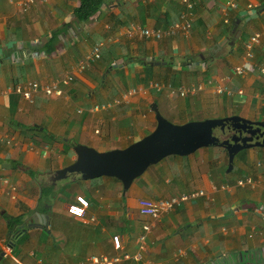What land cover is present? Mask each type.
Masks as SVG:
<instances>
[{"label":"crops","instance_id":"0c3cea01","mask_svg":"<svg viewBox=\"0 0 264 264\" xmlns=\"http://www.w3.org/2000/svg\"><path fill=\"white\" fill-rule=\"evenodd\" d=\"M193 1L190 36L156 40L139 38L130 30L174 24L184 9L181 0H104L86 22L75 11L81 0H0V264H69L94 254L134 253L145 223L152 226L146 264H264V147H251L235 157L232 172L222 168L223 153L218 157L206 150L201 160L189 156L187 162L173 155L150 166L126 192L120 180L108 176L87 180L84 189L53 180L58 169L75 161L78 143L106 151L126 147L154 130L152 102L176 123L194 120L201 109L216 114L203 118L239 114L264 120V73L258 69L264 67V37L253 48L251 61L258 68L245 74L235 71L248 60L246 42L264 28V0ZM231 1L237 8L226 7ZM97 43L104 44L100 61L80 71L78 61ZM147 71L149 83H160V89L138 92L113 109L88 110L129 88H148L149 83L139 82L147 79ZM195 71L206 74L197 83L183 84ZM67 74L74 80L62 84L60 95L37 91L29 100L16 91L18 84H51ZM193 86L186 96L179 94V89ZM219 87L232 94L219 92ZM177 96L185 100L179 103ZM223 174L234 180L253 176L260 185L239 187L236 179L225 190L217 180ZM71 176L77 183L79 174ZM10 184L17 190H9ZM50 186L52 192L47 191ZM196 188L204 189L205 196L159 219L140 212L142 198ZM77 194L90 200L88 224L67 211ZM37 212L49 215L47 227L26 224ZM5 213L24 221L12 246ZM114 234L122 237L120 250L113 245ZM119 264L141 263L133 259Z\"/></svg>","mask_w":264,"mask_h":264},{"label":"water","instance_id":"95a60500","mask_svg":"<svg viewBox=\"0 0 264 264\" xmlns=\"http://www.w3.org/2000/svg\"><path fill=\"white\" fill-rule=\"evenodd\" d=\"M78 21L75 17V22ZM235 39L236 37L233 38L232 44ZM221 46L218 45L216 50ZM142 59L155 62L154 57ZM150 109L155 113L157 120L154 130L123 148L100 151L83 143L76 144L74 149L77 158L54 173V182L73 173L79 174L84 180L108 176L119 179L126 192L133 181L143 175L151 165L170 155L185 156L202 147L221 146L228 152L227 172H230L240 151L251 147H264V120H253L233 114L175 123L161 113L157 102H152ZM227 122H230L233 130L232 137H218L214 133L215 128L224 130ZM5 165L10 167V164ZM48 221L49 215L37 212L26 220V224L47 227Z\"/></svg>","mask_w":264,"mask_h":264},{"label":"built area","instance_id":"2783aa9c","mask_svg":"<svg viewBox=\"0 0 264 264\" xmlns=\"http://www.w3.org/2000/svg\"><path fill=\"white\" fill-rule=\"evenodd\" d=\"M33 0H25L23 3H30ZM184 5V9L182 14L177 22L169 25L163 29H153L150 27L144 26H133L130 30V34H135L139 38H152V39H163L169 38L173 36H184L189 37L191 34L193 21L195 18V1L193 0H181ZM226 7L228 8H237L236 2H229ZM228 20V19H227ZM264 37V28L260 31L255 32L250 39L246 42V56L248 58L247 61L243 62L241 65L236 66L235 71L238 74H245L248 72H254L258 66L251 61L254 57V46L261 42V39ZM103 43H97L93 46L90 52L81 60L78 61L77 67L80 71H84L91 64L97 62L101 58V52L103 48ZM261 72H264V68H258ZM74 80L73 74L65 75L60 81H55L54 83L49 84H40L37 81H28L26 83H21L16 86V91L20 93L26 99L31 100L34 92L43 91L46 95L51 96L54 94H62L64 84H70ZM63 84V85H62ZM162 85L158 82H150L148 88L147 87H133L129 88L126 91L122 92L120 95L115 98L108 100L106 102L96 103L92 105L88 110L90 111H99V110H109L113 109L119 105L127 103L132 96L137 94L138 92H144L147 89L157 88L160 89ZM195 86L191 88H181L179 89V94L181 96H186L190 91H194ZM219 92H226L228 94H232L231 90H224L222 88H218ZM83 109H79V112H83ZM98 131V130H97ZM239 187H249L251 189H255L260 185V180L254 178L253 176H245L240 177L236 180L235 184ZM232 185L223 184L221 187L223 189H230ZM16 186H10L11 191H16ZM205 191L202 188H196L188 192H181L178 194L171 195L169 197H161L157 199L150 198H142L139 200L140 212L144 215H148L153 219H159L167 212L173 211L183 204L187 202H191L198 198L205 196ZM90 206L89 199L83 194H77L75 196V200L68 204L67 210L68 212L76 219L88 224L91 222V219L87 217L88 208ZM151 223H145L142 226V233L138 237V249L134 253L124 252L122 254H116L112 257H107L104 255H91L88 256L85 260H80L76 262H70L69 264H119L123 260H135L138 263L146 264V260H144V252L146 250V239L147 235L151 230ZM113 245L117 250L122 248V237L120 234H114L112 236ZM40 264H52V263H43Z\"/></svg>","mask_w":264,"mask_h":264},{"label":"rangeland","instance_id":"374dc122","mask_svg":"<svg viewBox=\"0 0 264 264\" xmlns=\"http://www.w3.org/2000/svg\"><path fill=\"white\" fill-rule=\"evenodd\" d=\"M221 53V51H219V52H217L216 54L217 55H219ZM197 59V61L198 60H204V58L203 59H200V58H196ZM206 59V58H205ZM209 60V59H208ZM100 60H98L97 62H95V64L96 63H98ZM206 61V60H205ZM208 64V63H207ZM197 68V67H196ZM197 69H202V66L201 65H199L198 66V68ZM206 73L205 72H198V71H195L193 74H191V75H189V81H186L185 83H183V84H192V83H197V80H199L198 79V77L200 76V77H203L204 75H205ZM112 78V77H111ZM111 78L110 79H108L109 81H111ZM119 81V80H118ZM120 82V81H119ZM155 98H157V96L155 97ZM175 99L177 100V102H181V101H183V100H185L184 98H181V97H175ZM210 110H200L199 111V113L200 114H196V115H194V116H192V118L194 119V120H198V119H203V117H202V115H216V114H214V113H211V112H209ZM91 118V117H90ZM170 121H172V122H174V120L173 119H171L170 118ZM176 123V122H175ZM216 135L218 136V137H220V138H222V135L220 134V132L218 131L217 133H216ZM249 148H247V149H244V150H242V151H240L237 155H236V160H238L241 156H242V154H244L247 150H248ZM208 151L209 150V152H211V154H215L216 156H218V157H223V155L221 154V153H223L224 154V156H225V161H224V163H223V167L222 168H224V170L226 171V169H227V167H228V152L226 151V149L225 148H223V147H221V146H208V147H202V148H199L198 150H196L195 152H193V153H191V154H189V155H185V156H181L182 158H184V161L185 162H187V158L189 157V156H195V157H197L199 160H201L202 159V157H203V152L204 151ZM227 154V155H226ZM215 156V157H216ZM171 157H174L173 155L172 156H167L166 157V160H168L169 158H171ZM165 159V158H164ZM155 165V164H154ZM152 166V165H151ZM227 166V167H226ZM236 168H237V163H236V166H235V170H236ZM234 170V171H235ZM233 171V170H232ZM231 171V172H232ZM70 177H66V178H64V179H61V180H59V184H72V185H70V188H72V189H74L75 187H80L81 189H84L85 188V184H86V182H87V180H84V179H82L81 177H78V179H77V183H75V182H73V181H71L70 179L72 178V176L71 175H69ZM80 176V175H79ZM242 176H247V175H240L239 177H242ZM222 177V176H221ZM238 177V178H239ZM237 179V178H236ZM235 179V180H236ZM217 180H220L218 183H219V186L221 185V184H224V183H226V184H230V185H232L234 182H235V180L232 178V177H230L229 175H226V174H223V178L221 179H217ZM233 180V181H232ZM48 181V180H47ZM58 183V182H57ZM45 192H43V196L44 197H48V192L46 191V189L44 190ZM61 200H63V201H66V197L65 196H63L62 195V192H61Z\"/></svg>","mask_w":264,"mask_h":264},{"label":"trees","instance_id":"16d2710c","mask_svg":"<svg viewBox=\"0 0 264 264\" xmlns=\"http://www.w3.org/2000/svg\"><path fill=\"white\" fill-rule=\"evenodd\" d=\"M103 3H104V0H81L80 5L75 10L76 14L82 22H86L100 10ZM147 66H150V65H147ZM108 67H109V64L107 68ZM147 72L149 74V71ZM149 79H150V74L147 76V79H144V81H142V78H139V82H142L144 85H147L149 83ZM173 84H176V80H174ZM27 171L33 174V176H35L34 172L30 171L29 169H27ZM47 191L52 192L53 186L47 187ZM5 216L8 220V226H9V231H8L9 241L8 242L12 246L14 243L13 239L16 237V235L21 234L23 232L24 221L22 217L13 216L8 213H5Z\"/></svg>","mask_w":264,"mask_h":264},{"label":"flooded vegetation","instance_id":"af4514ba","mask_svg":"<svg viewBox=\"0 0 264 264\" xmlns=\"http://www.w3.org/2000/svg\"><path fill=\"white\" fill-rule=\"evenodd\" d=\"M218 131L220 132V134H221L222 136H224V138H225L227 135H229V137L231 138L232 135H233V130H232L231 127H230V122H227L226 127H225L224 130H220L219 127L215 128L214 133L216 134Z\"/></svg>","mask_w":264,"mask_h":264},{"label":"clouds","instance_id":"9594fccd","mask_svg":"<svg viewBox=\"0 0 264 264\" xmlns=\"http://www.w3.org/2000/svg\"><path fill=\"white\" fill-rule=\"evenodd\" d=\"M264 68V67H263ZM262 73H264V72H262ZM116 97V96H115ZM114 97V98H115ZM113 99V98H112ZM260 120V119H259ZM227 151V150H226ZM73 174H76V173H73ZM70 175H72V174H70ZM81 177V176H80ZM102 177V176H101ZM115 178V177H114ZM240 178V177H239ZM90 180V179H89ZM119 180V179H118ZM13 185V184H12ZM10 186H11V184H10ZM16 186V185H15ZM17 188V187H16ZM10 190V189H9ZM17 190V189H16ZM84 195V194H83ZM151 199V198H150ZM155 199H157V198H155ZM75 200V199H74ZM90 201V200H89ZM90 207V206H89ZM68 211V210H67ZM69 213V212H68ZM70 214V213H69ZM88 215V214H87ZM86 224V223H85ZM9 247H10V245H9ZM98 255V254H97ZM43 263H46V262H43Z\"/></svg>","mask_w":264,"mask_h":264}]
</instances>
